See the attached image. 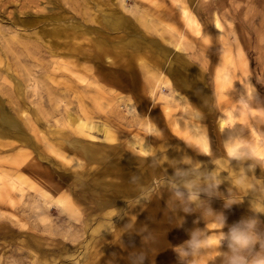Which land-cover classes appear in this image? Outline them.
I'll return each instance as SVG.
<instances>
[{
  "label": "rangeland",
  "instance_id": "374dc122",
  "mask_svg": "<svg viewBox=\"0 0 264 264\" xmlns=\"http://www.w3.org/2000/svg\"><path fill=\"white\" fill-rule=\"evenodd\" d=\"M109 10L130 28L107 27ZM132 37L161 46L169 59L178 56L192 70L180 67V75L198 84L204 98L192 103L169 74V61L161 70L149 52L120 55L119 41ZM108 45L107 56L98 54ZM183 100L189 116L181 112ZM179 109L180 134L168 131L174 139L165 149L179 146L192 159L190 170L215 167L222 182L191 204V213L180 208L182 227H137L129 218L135 221L166 193L175 198L159 186L181 168L168 164V176L140 180L125 194L112 167L121 155L136 168L155 159L157 152L139 150L161 131L151 129L150 114ZM0 110V264H132L137 253L144 264H180L173 248L188 239L186 229L207 228L214 242L207 207L224 212L228 224L252 214L251 195L225 209L228 199L244 194L227 181L229 168L237 179L247 174L256 189L253 206L264 212V0H0ZM71 117L105 125L111 140L102 132L89 136ZM220 119L225 128H217ZM101 143L114 152L96 161L86 145ZM225 147L240 148V158L233 160ZM150 191L151 199L136 205ZM189 198L185 192L177 202ZM197 264H207L205 257Z\"/></svg>",
  "mask_w": 264,
  "mask_h": 264
},
{
  "label": "clouds",
  "instance_id": "9594fccd",
  "mask_svg": "<svg viewBox=\"0 0 264 264\" xmlns=\"http://www.w3.org/2000/svg\"><path fill=\"white\" fill-rule=\"evenodd\" d=\"M231 142V139L228 140ZM240 148L229 153L233 160L240 158ZM197 178L203 183H198ZM138 178L133 177V182ZM179 181V183H177ZM220 173L217 171H201L199 168L193 170H174L170 177L166 178L164 184L159 187L170 188L174 193L176 204L185 192L189 193L187 204H180L179 207L184 213H191V204L200 200L202 194L211 196L221 184ZM236 186L244 193L240 198L228 199L224 205L225 209H231L233 205L243 202L244 197L251 195V215L242 216L239 220L228 224L224 212H215L207 207V212L214 219V231L217 233L214 242L209 244V232L207 228L186 229L188 239L176 245L173 251L176 253L180 264H197L201 256H204L207 264H215L216 258H220V264H264V221H261L257 214H264L254 208L255 185L248 182L247 174L243 171L236 180ZM159 189V188H158ZM153 192L140 197L136 205H140L151 199ZM205 208L206 202L198 205ZM176 209L174 208V211ZM178 226L182 227L183 224ZM227 229L226 231L224 229ZM132 264H144L145 257L142 254L132 256Z\"/></svg>",
  "mask_w": 264,
  "mask_h": 264
},
{
  "label": "bare ground",
  "instance_id": "6f19581e",
  "mask_svg": "<svg viewBox=\"0 0 264 264\" xmlns=\"http://www.w3.org/2000/svg\"><path fill=\"white\" fill-rule=\"evenodd\" d=\"M103 18H104V24L107 27H110L111 29H118V28L119 29H128V28H130V24L128 23V21L123 16L116 13L115 11L109 10V12L108 11H106V13L104 12ZM119 42L121 44L123 43L122 45L125 47L121 52H119V54L125 55L127 58L131 57L133 54H138V53L140 54L142 52V50H143V52L148 51V49L144 50L146 48V46L144 45L143 42H140V41L137 42V40L133 37L131 39H128L127 41L121 40ZM105 44L107 45V43H103V45H105ZM179 45H180L179 43L175 44L176 47H179ZM126 47H128L129 49H127ZM102 48L105 49L106 51L100 50L98 52V54H103L104 56H107V53L111 52L110 48L112 49V47L110 45H108L107 47L105 46V48L104 47H102ZM150 48L154 49L155 47L150 45ZM98 49H100V48H98ZM155 49L157 50V48H155ZM115 52H116V49H115ZM160 54L161 53H158V55H160ZM152 59H155V56L152 57ZM128 62L131 64V59H128ZM155 77H156V75H155ZM154 87H152V88H154ZM151 91H153V90H151ZM175 100H177V99H175ZM0 112H1V110H0ZM71 120H72V124L74 126H76L77 128L84 129L90 133L92 132L91 135L88 134L89 136H92L93 132H102L104 140H108V141L111 140V137L109 136V132L106 129L105 125H103V124L97 125L94 122L84 121L78 117H71ZM64 143H66V141ZM86 146H90V149H89L90 156L96 161L100 160V157H102L104 155V153H108V155H109L111 152H114V148H111L110 144L108 145V144H102L101 143V144H89ZM106 146H110V147L106 148ZM146 146H148V145L140 143V145H139L140 149L139 150L145 154L150 153L149 148ZM123 156H125V155H121L120 160L116 161L112 167L114 170L120 171L118 174L119 175L118 185H119L120 191H123V193L126 194V193H130V192L131 193L135 192L137 190L138 183H140V180L144 182V180L148 176L159 175L158 174L160 172L159 167L154 166L153 164H148V166H142L140 168L131 167V164L133 162H130L127 158H124ZM63 158L66 159L67 161L69 160L65 156ZM133 177H137L139 179V181L133 182V184H129L133 180ZM13 178H14V176H13ZM100 179L101 178L99 176V170L94 169V171H93V184L94 185L97 184L96 186H99L100 185ZM94 189H95V187H94ZM94 195H97V190L94 191ZM174 200H175V198L172 195H170L169 193H166L163 195V197L159 201H157L156 203L153 204L152 208L145 210L141 216H138L135 219V221H133V220H131V218H129L130 220H128V223L135 222L134 225L137 227H142V226L148 227V226H150V227H154L157 229L160 226L165 225L166 223H173L175 225H177V224L179 225V223H180V211L178 209L179 204H178V202H176V204H174L173 203ZM174 208L176 209L175 211H174ZM122 252H124V251H122ZM125 255H126V253H125ZM124 260H126V259H124Z\"/></svg>",
  "mask_w": 264,
  "mask_h": 264
},
{
  "label": "crops",
  "instance_id": "0c3cea01",
  "mask_svg": "<svg viewBox=\"0 0 264 264\" xmlns=\"http://www.w3.org/2000/svg\"><path fill=\"white\" fill-rule=\"evenodd\" d=\"M180 7V5H178ZM181 11V15L183 16V18L191 23V24H195L196 21L195 19L193 18V16L191 15V13H189L188 10L184 9V8H181L180 9ZM134 26V25H133ZM135 27V26H134ZM136 29V28H135ZM136 32H135V36H136ZM137 37V36H136ZM140 39V38H138ZM141 40V39H140ZM149 45H154L153 43L151 42H148ZM178 44V43H177ZM146 46V47H148ZM156 46V45H154ZM158 50H160V55H158L157 53V50L154 48H150L148 47V51L152 57L155 56V59L154 62L158 65L161 64V66H158L161 70L163 69V67L165 66V63L167 61H169L170 63L167 64V69L169 71V74L176 80L178 86L180 87V84L187 90H189V94L191 96V100H192V103L194 104H197V102L201 101L204 97H203V90L202 88L196 84V83H191L190 81H188L187 79L183 78V76L180 75V67H184L185 68V73H188L190 71H192L189 66L185 65L182 60L177 56L175 58H170L169 59V53L166 49L162 48L161 46H156ZM176 47V46H175ZM180 47V45H179ZM177 47V48H179ZM144 53V52H143ZM152 54V55H151ZM134 58V55L132 56ZM170 66V67H169ZM151 78H154V79H161L163 78L161 76V74L155 78L154 76L151 77ZM179 98L177 100H174V101H178ZM182 108H181V112H186V115L189 116L188 112H187V105L188 103L185 102V100L182 101ZM176 114H180V109L178 112H170L167 110V112L165 113V115H160L158 114L155 110L151 112L150 114V117H149V122L150 123V127L151 129L154 128V130H158L159 128L161 129L160 133H158L156 135V138H153V140L149 141L148 140V144L147 142L144 143L148 146L149 150L151 151V153L153 152H157L158 155L156 156L155 159L148 161L152 164H154L155 166L159 167L160 168V172L158 173L159 175H156V176H148L146 179L149 180V179H152L153 177H156V178H159L161 176H164L165 173H166V167H168V164H170L169 166H173V165H176L177 167H180L181 170L182 169H189L191 167V165L193 164L192 163V159L188 156L185 155V153L182 151V149L179 147V146H172L171 148L169 149H165L166 148V144L168 142H170V139H174V137L172 136V134H169L168 131L170 132H174L175 134H180V129H176V127L179 125L180 126V120L177 118V115ZM168 116V117H166ZM190 117H196V113H192L190 115ZM187 120H189V117H187L186 119V124H187ZM222 121V122H221ZM188 125V124H187ZM222 127H226V121L224 119H220L218 122H217V128L218 129H221ZM158 139V140H157ZM176 144V143H175ZM223 144L224 146H231L230 145V142L228 141H223ZM176 145H179L178 142ZM225 151L227 152V154L230 153L231 149H229L228 147H225ZM149 154V153H147ZM211 156H209V160H206V162H209V161H212V157L210 159ZM165 161V162H164ZM222 162V161H221ZM220 162V163H221ZM204 163V162H203ZM225 165L228 166V164L224 163ZM146 165V166H147ZM200 170L201 171H216L215 170V167H211V168H205L203 166H200ZM229 168V166H228ZM234 167H231L229 168V171L230 173L232 174L231 175V178L227 181L230 182V184H232V182H235V186H236V180L237 178L233 175L234 173V170L233 169ZM170 170L167 171V173L169 172ZM166 173V174H167ZM165 176H168V175H165ZM231 186V185H230ZM154 200V198L152 199V201ZM179 204V203H178ZM180 205V204H179ZM178 205V209L180 211V207Z\"/></svg>",
  "mask_w": 264,
  "mask_h": 264
}]
</instances>
